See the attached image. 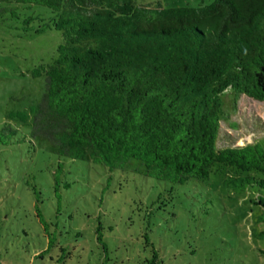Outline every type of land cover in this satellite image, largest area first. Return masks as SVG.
Masks as SVG:
<instances>
[{
  "label": "trees",
  "instance_id": "1",
  "mask_svg": "<svg viewBox=\"0 0 264 264\" xmlns=\"http://www.w3.org/2000/svg\"><path fill=\"white\" fill-rule=\"evenodd\" d=\"M6 1L46 8L22 21L28 30L48 27L60 36L50 62L30 73L43 77L39 98L7 115L28 123L31 137L47 140L60 157L109 169L136 159L146 175L170 183L205 180L228 167L237 185L264 186L239 174L264 172L260 143L216 147L225 95L264 100V0L180 7ZM43 14L46 22L32 27ZM256 202L264 221V198ZM257 235L264 238V230Z\"/></svg>",
  "mask_w": 264,
  "mask_h": 264
},
{
  "label": "rangeland",
  "instance_id": "2",
  "mask_svg": "<svg viewBox=\"0 0 264 264\" xmlns=\"http://www.w3.org/2000/svg\"><path fill=\"white\" fill-rule=\"evenodd\" d=\"M210 1L136 0L162 7ZM43 10L0 0V264H264L256 202L264 186L237 185L228 167L170 183L146 175L136 159L109 169L60 157L30 136L28 123L7 117L39 98L43 77L30 73L50 62L60 42L48 27L26 29L22 20ZM43 15L30 25L46 22ZM224 100L216 147L264 148V100ZM239 174L264 180L261 171Z\"/></svg>",
  "mask_w": 264,
  "mask_h": 264
}]
</instances>
